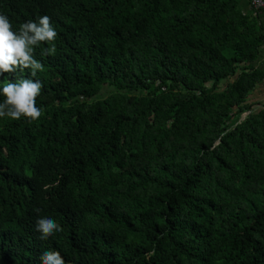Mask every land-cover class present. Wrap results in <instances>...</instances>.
Returning <instances> with one entry per match:
<instances>
[{
	"label": "trees",
	"instance_id": "trees-1",
	"mask_svg": "<svg viewBox=\"0 0 264 264\" xmlns=\"http://www.w3.org/2000/svg\"><path fill=\"white\" fill-rule=\"evenodd\" d=\"M253 12L242 0H0L14 31L47 15L57 32L55 55L33 53L42 116L0 120V264H41L44 250L65 264H264ZM43 215L62 231L42 239Z\"/></svg>",
	"mask_w": 264,
	"mask_h": 264
},
{
	"label": "clouds",
	"instance_id": "clouds-1",
	"mask_svg": "<svg viewBox=\"0 0 264 264\" xmlns=\"http://www.w3.org/2000/svg\"><path fill=\"white\" fill-rule=\"evenodd\" d=\"M56 40V29L47 15L26 20L14 31L9 18L0 13V120L23 118L31 123L42 116L43 108L36 106L42 84L33 78L43 71V65L33 53L40 49L41 57L55 55ZM6 74L8 79L5 82L3 77ZM35 229L42 239L62 231L60 224L48 215L38 216ZM40 262L65 264L56 250L42 251Z\"/></svg>",
	"mask_w": 264,
	"mask_h": 264
},
{
	"label": "crops",
	"instance_id": "crops-1",
	"mask_svg": "<svg viewBox=\"0 0 264 264\" xmlns=\"http://www.w3.org/2000/svg\"><path fill=\"white\" fill-rule=\"evenodd\" d=\"M242 3L247 13L253 12V10H251L252 8L250 6L249 0H242ZM253 13H254L253 14L254 17L257 20L261 33L264 35V11H260V12L257 11ZM257 64L260 68L262 69L264 68V47L262 48ZM252 99H253V102L255 103H264V83L260 85L257 88V90L253 93Z\"/></svg>",
	"mask_w": 264,
	"mask_h": 264
},
{
	"label": "built area",
	"instance_id": "built-area-1",
	"mask_svg": "<svg viewBox=\"0 0 264 264\" xmlns=\"http://www.w3.org/2000/svg\"><path fill=\"white\" fill-rule=\"evenodd\" d=\"M250 6L255 11H264V0H249Z\"/></svg>",
	"mask_w": 264,
	"mask_h": 264
},
{
	"label": "rangeland",
	"instance_id": "rangeland-1",
	"mask_svg": "<svg viewBox=\"0 0 264 264\" xmlns=\"http://www.w3.org/2000/svg\"><path fill=\"white\" fill-rule=\"evenodd\" d=\"M245 116H246V115H245ZM245 116H244V117H245ZM244 117H243V118H244Z\"/></svg>",
	"mask_w": 264,
	"mask_h": 264
}]
</instances>
